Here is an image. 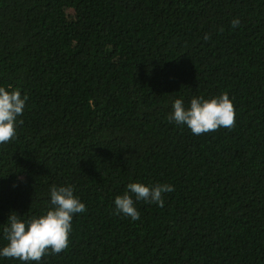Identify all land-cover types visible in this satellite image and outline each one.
<instances>
[{"label": "trees", "instance_id": "obj_1", "mask_svg": "<svg viewBox=\"0 0 264 264\" xmlns=\"http://www.w3.org/2000/svg\"><path fill=\"white\" fill-rule=\"evenodd\" d=\"M0 87L28 97L0 145V240L52 185L87 208L70 240H264V0H0ZM225 92L231 129L168 119ZM135 182L175 190L133 221L114 201ZM29 264H264V241H70Z\"/></svg>", "mask_w": 264, "mask_h": 264}, {"label": "clouds", "instance_id": "obj_2", "mask_svg": "<svg viewBox=\"0 0 264 264\" xmlns=\"http://www.w3.org/2000/svg\"><path fill=\"white\" fill-rule=\"evenodd\" d=\"M239 24L238 19H233V28ZM209 38L205 36V39ZM27 100V95L22 96L19 90L0 87V145L16 137L18 125L23 124L18 117L22 116ZM172 108L168 119L177 125H186L197 136L215 132L221 127L231 129L235 126L236 110L227 92L210 100L203 96L193 97L189 107H185L183 99H175ZM174 190V186L167 183L154 186L129 183L127 191L115 198L116 213L137 221L140 219V212L135 206L137 201L164 207L163 194ZM50 200L52 207L39 217L23 219L15 212L9 215L7 226L3 229L8 243L0 248V257L29 264L41 261L48 254H60L68 248L72 220L76 214L87 211L86 205L74 195L71 186L52 185Z\"/></svg>", "mask_w": 264, "mask_h": 264}]
</instances>
